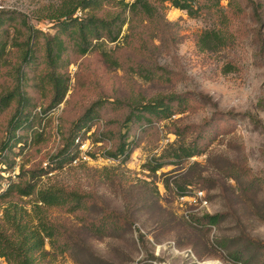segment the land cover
I'll return each mask as SVG.
<instances>
[{
	"label": "rangeland",
	"instance_id": "obj_1",
	"mask_svg": "<svg viewBox=\"0 0 264 264\" xmlns=\"http://www.w3.org/2000/svg\"><path fill=\"white\" fill-rule=\"evenodd\" d=\"M58 1L0 0V11L24 14L29 25L53 33L43 17ZM239 1L242 9L235 12L230 0L220 1L218 9H210L209 0H195L199 13L193 15L164 3L156 18L136 19L132 29L126 23L117 42L83 56L71 53L69 90L49 111L50 91L30 80L27 95L37 106V118L32 142L21 152L16 149L15 166L3 173L12 179L21 167L48 166L61 147L62 132L99 98L147 103L181 94L190 102L185 112L153 126H135L126 159L107 157L123 136L126 111L103 110L81 136L90 141L89 160L73 163L81 155L77 145L69 162L40 179L41 187L57 184L86 194L89 201L75 213L43 208L66 230L62 240L68 250L47 246L49 254L37 264H264V0ZM104 10L119 9L108 5ZM211 31L229 41L213 45V51L202 49L198 40ZM10 36L24 39L14 28ZM9 50L12 67L19 53L15 47ZM9 69L0 76V95L14 87ZM12 113L13 106L0 117V142ZM207 122L212 124L201 141L202 153L177 163L170 154L199 140ZM151 162L165 164L152 172ZM18 201L33 213L32 198ZM1 210L0 205V216ZM109 212L123 225L97 233L92 224ZM217 214L218 221L204 227L191 220ZM0 264L7 262L0 258Z\"/></svg>",
	"mask_w": 264,
	"mask_h": 264
},
{
	"label": "trees",
	"instance_id": "obj_2",
	"mask_svg": "<svg viewBox=\"0 0 264 264\" xmlns=\"http://www.w3.org/2000/svg\"><path fill=\"white\" fill-rule=\"evenodd\" d=\"M209 1L210 9H218L222 0ZM194 2L195 0H59L57 4L47 8L43 17L51 23L53 33L29 25L24 14L0 11V76L4 73V68H11L6 73L14 82L11 90L0 95V117L13 106L7 135L0 142V258L7 264H37L49 254L47 246L57 251L68 250V243L62 240L66 230L48 218L43 208L59 207L75 213L87 207L89 197L57 184L41 187L40 179L48 172L62 168L75 156V140L90 131L95 121L103 115L104 109L126 111L121 121L123 136L116 149L107 152V157L124 156L126 159L132 152L127 140L135 126L139 129L153 126L175 113L185 112L190 103L181 94L155 98L147 103L137 99L127 101L121 98H99L71 123L68 131L62 132L61 147L51 156L48 166L32 170L21 167L15 174L16 178L12 179V175L4 177L3 173L15 166L21 147L32 142L29 135L37 118V113L34 112L37 106L27 95L30 80L33 79L34 87L39 85L50 91L49 111L63 102L69 90L68 68L71 64V53L83 56L91 51L101 50L106 42H117L126 23L132 29L136 19L156 18L159 15V5L164 3H170L191 15L198 14L199 10L194 7ZM230 4L235 12L241 11L239 0H230ZM108 5L116 6L119 10L105 11ZM11 28L24 39H11ZM198 41L202 49L213 51L216 49L213 45L221 47L229 41V37L211 31L206 32ZM10 46L15 47L19 53L18 61L12 67H8L7 63ZM104 55L106 58L111 57L106 53ZM48 111L43 109V112ZM211 124L209 122V128H200L199 140L180 146L170 156L180 163L200 155L203 151L201 141L207 137ZM36 135L39 137L40 134L37 132ZM17 148L20 152H16ZM164 164L151 162L147 167L148 170L156 172ZM3 180L7 181L6 186L2 185ZM178 193L184 195L185 191L181 188ZM25 197L34 200L31 207L33 213L19 204L18 200ZM218 218L217 214L202 218L191 217V220L204 227L207 223H216ZM92 225V229L102 234L108 227L119 229L123 222L118 219L117 214L109 212L106 217ZM239 259L240 256L237 255L236 260Z\"/></svg>",
	"mask_w": 264,
	"mask_h": 264
},
{
	"label": "built area",
	"instance_id": "obj_3",
	"mask_svg": "<svg viewBox=\"0 0 264 264\" xmlns=\"http://www.w3.org/2000/svg\"><path fill=\"white\" fill-rule=\"evenodd\" d=\"M76 144L79 146V148H80V151H81V155H80V157L79 158H73V163H77V161H79V159L80 158H82V160H84V161H88L89 160V156L90 155H88L87 154V151L89 150V147H90V141H88V140H82L81 139V137H78L77 139H76ZM81 160V159H80ZM14 172V171H13ZM16 173H17V171H15ZM15 173V174H16ZM15 174H13L14 176H15ZM189 188L191 189V187L189 186ZM195 194L198 196V197H200V199H203V196H204V194H203V191H201V190H197V191H195ZM185 195V194H184ZM184 195H180L181 196V198L184 196ZM204 203H207L206 201H204Z\"/></svg>",
	"mask_w": 264,
	"mask_h": 264
}]
</instances>
